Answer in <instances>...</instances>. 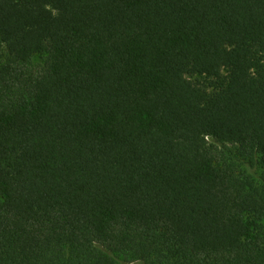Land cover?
Returning a JSON list of instances; mask_svg holds the SVG:
<instances>
[{"label": "trees", "instance_id": "16d2710c", "mask_svg": "<svg viewBox=\"0 0 264 264\" xmlns=\"http://www.w3.org/2000/svg\"><path fill=\"white\" fill-rule=\"evenodd\" d=\"M119 260L264 264V0H0V264Z\"/></svg>", "mask_w": 264, "mask_h": 264}, {"label": "rangeland", "instance_id": "374dc122", "mask_svg": "<svg viewBox=\"0 0 264 264\" xmlns=\"http://www.w3.org/2000/svg\"><path fill=\"white\" fill-rule=\"evenodd\" d=\"M43 61V58L42 57H36L34 60H33V63H41ZM198 78L195 77L193 80H197ZM201 81L203 82H206V83H209V80L207 79H202ZM120 264H125L122 260H119L118 261Z\"/></svg>", "mask_w": 264, "mask_h": 264}]
</instances>
